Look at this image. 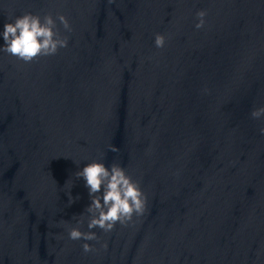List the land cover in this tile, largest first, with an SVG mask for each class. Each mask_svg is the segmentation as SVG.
Wrapping results in <instances>:
<instances>
[{
  "label": "water",
  "instance_id": "1",
  "mask_svg": "<svg viewBox=\"0 0 264 264\" xmlns=\"http://www.w3.org/2000/svg\"><path fill=\"white\" fill-rule=\"evenodd\" d=\"M24 13L71 30L29 63L0 51V264H264V0H0V47ZM93 161L145 210L72 240Z\"/></svg>",
  "mask_w": 264,
  "mask_h": 264
},
{
  "label": "clouds",
  "instance_id": "2",
  "mask_svg": "<svg viewBox=\"0 0 264 264\" xmlns=\"http://www.w3.org/2000/svg\"><path fill=\"white\" fill-rule=\"evenodd\" d=\"M206 15L204 10L197 13L198 23L195 25L197 29L204 26ZM57 21L65 30H71L68 19L62 14L56 18L51 14L41 17L32 13L16 16L4 25L2 33L4 46L0 47V51L26 63L39 56L55 55L60 48L68 45V38L60 34ZM154 43L156 47L162 48L165 37L157 34ZM251 116L253 119L264 117V107L253 109ZM260 133L264 135V128L260 129ZM111 150L118 151L114 147ZM75 175L77 178H82L89 189L91 202L85 209L89 214L87 224L89 231L82 232L79 227H73L69 230L70 239L98 240L92 229L99 228L104 232H111L117 223L126 225L132 221L133 215H143L146 196L139 186V181L133 180L119 163L114 161L109 167L103 161H93ZM68 196L69 205L79 199V197L74 198L71 191ZM82 248L84 252L92 251V246L88 243H84ZM104 248H107V244H104Z\"/></svg>",
  "mask_w": 264,
  "mask_h": 264
}]
</instances>
